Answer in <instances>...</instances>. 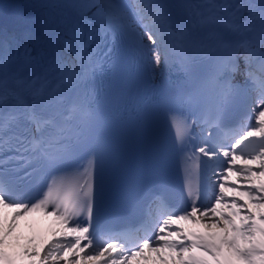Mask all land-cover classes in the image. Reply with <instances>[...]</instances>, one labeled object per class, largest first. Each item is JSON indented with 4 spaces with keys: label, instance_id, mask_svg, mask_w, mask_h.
<instances>
[{
    "label": "snow or ice",
    "instance_id": "1",
    "mask_svg": "<svg viewBox=\"0 0 264 264\" xmlns=\"http://www.w3.org/2000/svg\"><path fill=\"white\" fill-rule=\"evenodd\" d=\"M25 7L31 27L0 24V264H264V0ZM130 64L168 106L170 150L115 119ZM111 191L139 228L101 226ZM36 213L48 238L18 230Z\"/></svg>",
    "mask_w": 264,
    "mask_h": 264
},
{
    "label": "bare ground",
    "instance_id": "2",
    "mask_svg": "<svg viewBox=\"0 0 264 264\" xmlns=\"http://www.w3.org/2000/svg\"><path fill=\"white\" fill-rule=\"evenodd\" d=\"M35 12V9L25 7L23 0H0V24H3L5 20L11 21L13 18H20L21 26L31 27ZM43 215L32 217L28 223L20 225L18 230L26 237L35 236L40 239L46 238L47 235L50 236V229L54 226ZM22 220L20 219L19 222ZM131 264H138V261L134 260Z\"/></svg>",
    "mask_w": 264,
    "mask_h": 264
},
{
    "label": "rangeland",
    "instance_id": "3",
    "mask_svg": "<svg viewBox=\"0 0 264 264\" xmlns=\"http://www.w3.org/2000/svg\"><path fill=\"white\" fill-rule=\"evenodd\" d=\"M43 2V0H23V5L24 6H26V5H35V4H40V3H42ZM5 22V21H4ZM3 22V23H4ZM25 27H26V25H25ZM8 215H10V213H9V211H8ZM38 215H41V213H36V214H33L32 216H28V217H23V218H21V222H19L18 221V224H19V226L20 225H22V224H25V223H28L29 222V220L32 218V217H34V216H38ZM44 217H45V219H47V220H49L50 222V224L52 225V226H55V224H54V218H49V217H47L46 215H43ZM49 236L47 235L46 236V238H48ZM153 255H155V254H153Z\"/></svg>",
    "mask_w": 264,
    "mask_h": 264
}]
</instances>
